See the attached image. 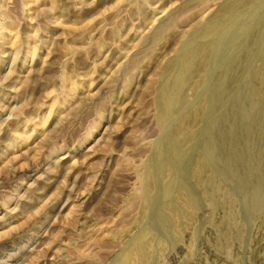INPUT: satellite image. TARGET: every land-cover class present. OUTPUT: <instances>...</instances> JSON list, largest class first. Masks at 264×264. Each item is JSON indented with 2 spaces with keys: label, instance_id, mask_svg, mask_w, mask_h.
<instances>
[{
  "label": "rangeland",
  "instance_id": "rangeland-1",
  "mask_svg": "<svg viewBox=\"0 0 264 264\" xmlns=\"http://www.w3.org/2000/svg\"><path fill=\"white\" fill-rule=\"evenodd\" d=\"M263 174L264 0H0V264H264Z\"/></svg>",
  "mask_w": 264,
  "mask_h": 264
},
{
  "label": "bare ground",
  "instance_id": "bare-ground-1",
  "mask_svg": "<svg viewBox=\"0 0 264 264\" xmlns=\"http://www.w3.org/2000/svg\"><path fill=\"white\" fill-rule=\"evenodd\" d=\"M236 5L237 4H235V5L234 4L225 5V6H223L222 11L223 12L230 11ZM212 31H213V26H210V27L207 28L205 33L209 34ZM205 49H206L205 46H201V47H198V48L195 47V48H191L190 50L186 51L187 52L186 54L184 53L185 54L184 58L182 57L183 68H182V71H180L181 74H180V76H179V78H178V80L176 82L177 85L174 84L175 87L172 90H171V88L174 86L173 83H171L173 85L172 87H170L171 86L170 84H167V87L165 86L166 88L164 90V102H165L164 105L167 107V110H166V113L162 116L163 117L162 118L163 121H165V119L167 120V115H168L167 111L169 109L176 108L179 105L180 98H181V93H182V88L186 84V82H188V80H190L189 77H190L191 72L193 71V69L195 67V62H196L197 59H199L202 56V54L204 53ZM232 133L233 132H231V134ZM173 139H175V140H173L174 141V145L172 147V151L170 152V154H169V156L167 158V167H166L168 169V171H170V173H174L175 169L178 168L177 164H179V162L182 161L183 156H184V152H185L184 142L187 141V140L189 142L192 141V137L189 134H187L186 132H184V130H181V129L178 128V130H176L174 132V138ZM206 143L207 144H206V147H205L206 150H204V157L200 160L198 168L196 170V176H197V178L199 179V181L201 183H205V181H206L204 179L205 171L211 166L212 162H214L215 159L218 160L217 156H218L219 153H222V154L224 153V149L229 144V140L227 138H223V139L217 138V137H215V134H214V138L210 139ZM238 146L239 147L237 149V152H235V153L231 152V154L228 156L230 158L227 157L228 158L227 163L229 165L232 166V164H234L237 167L239 166L238 168H241L243 166L245 168H247L248 165H252L255 162L259 161V157L257 156V154L253 153L254 150L252 151V145H251L250 141H244V142L241 141V142L238 143ZM226 148H228V147H226ZM259 153H261V152H259ZM215 166H216V164H215ZM210 169H211V167H210ZM244 171H245V169H244ZM216 172H217V170H216ZM257 173H259V172H257ZM171 177H173V176L171 175ZM237 177H239V176H237ZM209 180H210V178H209ZM174 181H175V179H174ZM206 184H207V182H206ZM252 184L254 185V188H255V191H253V192H255V197H256L255 201H257V205H261L264 202V179L263 178H258L257 182H255V184L254 183H252ZM174 189H175L174 184L168 185L167 193L169 195H172ZM179 189H181V188H179ZM259 208H262V207L260 206Z\"/></svg>",
  "mask_w": 264,
  "mask_h": 264
}]
</instances>
